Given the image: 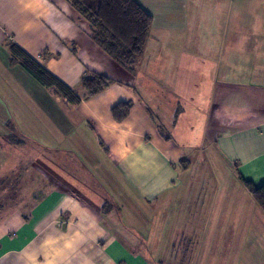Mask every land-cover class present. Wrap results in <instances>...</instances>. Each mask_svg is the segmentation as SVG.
Here are the masks:
<instances>
[{"label":"crops","instance_id":"obj_1","mask_svg":"<svg viewBox=\"0 0 264 264\" xmlns=\"http://www.w3.org/2000/svg\"><path fill=\"white\" fill-rule=\"evenodd\" d=\"M135 1L153 23L145 53L129 72L91 40L88 24L67 0H0V151L14 147L27 156V143L38 150L31 161L32 200L1 203L0 264H160L162 258L151 255L160 249L147 232H175L172 237L188 238L198 253L199 234L217 232L219 212L233 201L231 185L242 187L239 177L264 184V0ZM223 10L222 25L193 19ZM218 26L224 58L207 65L217 79L202 112L189 121H201L207 140L205 175L195 180L192 147L184 146L187 128L180 127L187 116L183 101L202 77L211 56L205 45L216 41L211 30ZM10 45L80 102L69 104L11 63ZM88 71L112 83L86 97L81 80ZM128 102L127 118L115 121L111 110ZM10 121L24 141L20 147L5 139ZM13 166L1 177L26 170L23 159ZM223 172L231 182L217 181ZM201 255L192 264H204Z\"/></svg>","mask_w":264,"mask_h":264},{"label":"rangeland","instance_id":"obj_2","mask_svg":"<svg viewBox=\"0 0 264 264\" xmlns=\"http://www.w3.org/2000/svg\"><path fill=\"white\" fill-rule=\"evenodd\" d=\"M218 15V16H217ZM225 12L224 10L221 13H206V14H197V16H193V19L196 21L204 22H219L220 24L224 22ZM191 22H195L192 20ZM216 25V24H215ZM222 25V24H221ZM189 31V30H188ZM187 31V32H188ZM212 34L216 36V41L211 45H205V50L208 53H211V56L208 58V62H205L203 66L202 77L199 80L196 78L198 84L196 85L195 90L191 92V99L189 100L186 98L183 101V107L186 110V118L181 119L184 120V125L180 124V127L187 128L185 132L186 142L180 141L181 143L184 142V146L192 147L191 153L192 155V169H191V176L195 180H198L200 176L205 175L203 172L200 174V170L202 169L201 166L206 159L205 154L202 153L203 147L206 145L207 140L205 138L203 129L204 126L201 124V121L198 124L194 125L190 123V117L193 112L201 113L202 108L205 107L207 102V98H209V90H210V83H213L216 77H212L208 75L210 72L207 73V65L214 62V59L217 58V62H220V59H223L224 47L223 44H220L221 40L219 39L218 32L220 31L219 26L216 30H211ZM193 31H191L192 35ZM152 36V35H151ZM154 37L157 35L154 34ZM161 36V35H160ZM171 35L165 34V38H169ZM162 37V36H161ZM203 45V46H204ZM206 57V55L204 54ZM191 60L187 59L179 64H186ZM214 69L211 71V75L214 74ZM176 77V76H174ZM173 76L170 77L172 81ZM189 80L190 84L195 81V78L190 77L186 78ZM201 81V85L199 82ZM178 84V78H177ZM201 86L198 88L197 86ZM194 87V85H193ZM201 90V91H199ZM199 91V92H198ZM194 92L196 93L194 96ZM185 102V103H184ZM186 104V105H185ZM177 129V128H175ZM176 137L177 133L174 132ZM191 137H194V140H191ZM177 141V140H176ZM26 151H28L29 156H25V153H21L19 148L11 147L10 151L2 152L0 151V177L4 174L2 173L6 168L9 166H16L18 160L23 159L25 163L26 170L22 173L21 166L16 168L14 173H10L9 180L7 182L9 188L5 191L0 192V204L6 201L10 197H14L16 199H22V202L25 201L26 204L29 203L33 196L35 195L34 186L37 184L34 182V173H33V151L35 150L33 147L30 148L29 144L27 143ZM6 149V148H3ZM29 156V157H28ZM29 158V159H28ZM37 160V159H36ZM41 163H37L41 166L51 167L52 169H57L54 165H50L49 161L46 159H40ZM32 165V166H31ZM8 166V167H7ZM13 166V167H14ZM39 169V166H38ZM45 170V169H44ZM202 171V170H201ZM7 175V176H8ZM213 177V174H212ZM203 179V177H202ZM204 180V179H203ZM234 182L238 181V179L234 176ZM217 181H224L225 183L231 182V177L227 175V173L223 172L222 174H218ZM239 182V181H238ZM194 185L201 184L200 181H193ZM242 188V189H241ZM230 197L233 200L230 203L229 208L223 207V209L219 212V227L217 228V232H203L197 233L200 236L198 240V253L189 246L186 241L188 238L181 239L175 235L172 237L173 233L175 232H147L148 235L152 237V244L153 242L156 243V247L160 249L159 254L156 252V249L153 248V252L151 255L156 257V259H161L163 262L160 264H192L193 260L198 257L199 252H201V261L204 264H264V214L255 204L254 200L251 198L249 193L243 186H237L232 184L230 187ZM242 190L243 193L240 192ZM227 189L224 191L226 192ZM219 198H222V194L219 193ZM222 202V201H221ZM229 203V201L227 202ZM221 204V203H220ZM219 204V205H220ZM221 209V208H220ZM231 217V218H230ZM8 223V222H5ZM11 225L4 226V229H8ZM10 229V228H9ZM8 229V230H9ZM145 235V232H143ZM186 235H193L196 232H185ZM176 237V238H175ZM145 239V238H144ZM174 239L175 243L172 245V240ZM179 241V243H178ZM170 243V244H169ZM169 244V246H168ZM180 244V249H178L177 245ZM190 244V242H189ZM186 245L187 251L185 254L182 253L183 246ZM173 251L170 252V249ZM165 262V263H164Z\"/></svg>","mask_w":264,"mask_h":264},{"label":"trees","instance_id":"obj_3","mask_svg":"<svg viewBox=\"0 0 264 264\" xmlns=\"http://www.w3.org/2000/svg\"><path fill=\"white\" fill-rule=\"evenodd\" d=\"M67 2L88 24L91 40L118 66L133 72L145 53L153 23L152 16L135 0H67ZM9 53V61L19 64L41 86L54 89L69 104L77 105L80 102V98L72 89L49 74L15 45L9 46ZM111 83L112 80L108 76L92 71H88L81 80L86 97L98 95ZM130 108L129 102L116 105L111 110L113 119L117 122L123 121L129 115ZM6 129L5 139L9 144L15 147L24 144L11 121L6 124ZM7 175L0 177V192L9 188L7 182H10V177ZM239 178L264 214V184L256 186ZM104 207L108 205L105 204Z\"/></svg>","mask_w":264,"mask_h":264}]
</instances>
